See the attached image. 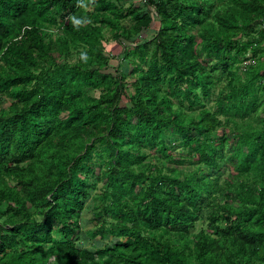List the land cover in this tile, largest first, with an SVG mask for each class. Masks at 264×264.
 Instances as JSON below:
<instances>
[{"label":"trees","instance_id":"obj_1","mask_svg":"<svg viewBox=\"0 0 264 264\" xmlns=\"http://www.w3.org/2000/svg\"><path fill=\"white\" fill-rule=\"evenodd\" d=\"M85 2L95 9L83 11ZM50 6L61 19L49 17ZM144 6L130 3L126 15L137 22L121 30L125 14L113 0H0V264H264L262 131L236 133L234 168L252 181L237 174L239 182L229 184L240 202L230 214L206 213L216 187L206 171L171 175L160 157L145 162L142 151L155 148L168 158V142L181 139L208 169L221 168L216 151L228 139L209 138L227 122L220 115L244 118L264 97V86L256 92L264 77L260 61L237 81L230 68L250 50L256 54L258 41L248 38L264 34V0H145ZM154 22L153 35L143 36ZM106 25L113 30L110 51H121L127 74L105 60ZM54 28L65 32L61 52L85 44L96 65L57 61L54 42L46 41ZM219 70L231 73V87H221L213 109ZM94 89L99 96L89 94ZM3 95L13 98L8 108ZM49 161L59 173L37 180ZM96 174L108 181L95 209L113 219L88 231L106 241L86 246L79 230ZM201 217L213 235L195 229ZM224 218L229 222L221 228Z\"/></svg>","mask_w":264,"mask_h":264},{"label":"rangeland","instance_id":"obj_2","mask_svg":"<svg viewBox=\"0 0 264 264\" xmlns=\"http://www.w3.org/2000/svg\"><path fill=\"white\" fill-rule=\"evenodd\" d=\"M33 2H38L39 0H32ZM115 4L118 7H122V11L125 14V17H123L120 20V29L121 30H130L134 24L137 22V20L133 16L126 15L128 11V7L132 1L137 2L138 7L145 8V0H113ZM83 11H93L95 8L93 5L89 4L88 2H85L83 4ZM49 17L52 18V16H57L58 19L62 18V13H58L55 9V7H49ZM76 19V18H75ZM79 21L74 20V24H77ZM45 25H49L48 22H45ZM153 30L146 32L143 31V36L150 37L154 33V29L158 28V23L154 22L152 23ZM264 27V25H263ZM21 30H19V35ZM112 27L110 25H106L103 30L104 35V44L105 48H103V53L105 56V60L108 62L112 68L119 70L121 73H128V67L129 64H125L126 61L121 55L120 50L116 51H110L111 46H115L114 40L112 37ZM262 31H259L255 34H252L248 39L250 41L257 42L258 44L255 45L258 47L256 54L253 53L252 50H250L246 55L241 57V60L238 62H235L233 65H231V72L234 73L233 77L234 80L237 81L238 78H245V71L249 67V65L252 63H256V61H260L261 64H263L264 67V34L261 33ZM49 33V32H48ZM51 34V35H50ZM65 34V32L61 29L58 30V28H54L53 33H49L46 36V41L52 40L54 43L52 55L55 57L57 61L64 62L69 61L71 64L77 63L81 61L83 58H85V61L88 65H96L95 61L88 62L89 58L87 57V46L85 44H74L72 43L70 46L69 52L60 51L58 48V45H61L62 43V37ZM200 40L199 38H197ZM99 45V44H98ZM101 48V45H99ZM90 61V60H89ZM134 66L131 65L130 69H133ZM3 71V70H2ZM223 70H219L221 72ZM126 73V74H127ZM139 73V72H136ZM231 78L232 75L229 72V74L225 72H221L220 74L215 75V90L214 95L212 99L210 100V105H216V101L214 99L217 97V95L221 91V87L224 89V91H228L231 87V82L228 81V78ZM133 79V75L128 74L126 75V82H130ZM235 81L233 83H235ZM259 87L257 88L256 92L262 93V89L264 86V77L260 78L259 80ZM127 88L129 91H133L130 84H127ZM89 89L85 90L84 92H87ZM91 96H99L98 90L94 89L89 92ZM2 99V107L8 108L10 104L13 102V98L9 95H3L1 97ZM177 102V100H174ZM187 105V104H186ZM186 112H189L190 109L188 107H185L184 109ZM195 112V111H193ZM66 114L63 112L61 114V117H65ZM224 121H227L223 124L222 127L215 130L210 136V139L213 138H219V139H228L225 148L223 149H217L216 151V157L222 162L221 168H211L208 169V165H206L205 162H202L199 159V154H197L191 146L184 145L181 142V139L171 140L169 141V153H171L170 157L165 158L163 154H158L157 151H155V148H144L142 149L143 152H146L145 156V162L149 160L155 161L154 156H158L163 160L164 163V172L170 173L171 175L184 177L186 175H192L197 174L201 175L203 172L206 171L207 175L210 179L215 180L216 187L214 188L211 197V201H215L214 207H207L206 213L211 209V211H215L216 215H222V214H230L231 212H234V208L240 206V202L238 201L237 197L232 196L233 193L231 191V186L229 184L231 183H237L234 181H238L237 174H240V181H252L251 176H247L248 174L243 172L242 170H236L234 167L237 164L238 158L235 156L233 152V147L236 144L237 136L236 133H241L242 131L246 130H252L255 129L257 131H262L264 133V97H261L257 103V106L255 110L247 115L244 118H235L232 121V116L230 117V121L227 120L226 115H220ZM197 133V130H194V134ZM172 137V136H171ZM172 139V138H171ZM253 148L258 147L257 144L252 145ZM261 149L263 148L262 145H260ZM23 165V164H21ZM135 167H137V163L134 164ZM40 170V177L36 178L37 180H40L42 178H52L55 174L59 173L60 168L56 166L53 161H49V166H40L38 168ZM97 174L101 173L96 172ZM95 175L91 176L89 179V183L91 185V196L86 200L85 206L87 207L84 212H82V227L79 230L80 233L83 235V242L87 246L95 245L96 242H100L101 244L104 243V241L98 236L91 235L92 233L88 232L89 230H94L98 226H100V223L104 222L105 225H109L112 221V217L107 215L104 209L102 210L103 213L101 215L98 214L97 205L102 206V199H100L98 196H101L104 192V186L106 182L108 181V177L104 175ZM139 189V188H138ZM230 191V193H229ZM30 206V205H29ZM5 210V209H3ZM35 210L38 212L39 209ZM41 217H38L40 219ZM232 218H235L233 215ZM4 218H1L3 220ZM84 219V222H83ZM229 222V221H228ZM227 220L224 218L221 219L217 225H220L221 228H224L228 225ZM206 228L207 231L211 232L210 234L213 235L216 232V229L213 227H210L207 225V223L204 221V218L201 217L198 223L196 224V230L200 228ZM78 231V232H79ZM111 234L107 236V240H110ZM219 239V241L216 242V248L220 247L222 243L220 242V239L223 237H216V239ZM94 248V246H93ZM54 259L51 258V261Z\"/></svg>","mask_w":264,"mask_h":264}]
</instances>
